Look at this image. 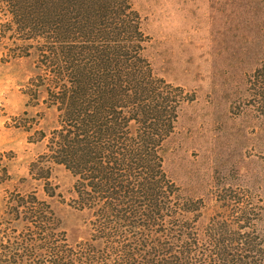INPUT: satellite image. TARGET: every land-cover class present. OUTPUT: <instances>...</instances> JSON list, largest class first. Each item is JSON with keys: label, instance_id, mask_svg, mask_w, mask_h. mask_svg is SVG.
Instances as JSON below:
<instances>
[{"label": "trees", "instance_id": "trees-1", "mask_svg": "<svg viewBox=\"0 0 264 264\" xmlns=\"http://www.w3.org/2000/svg\"><path fill=\"white\" fill-rule=\"evenodd\" d=\"M0 16V39L9 34L15 58L35 56L34 96L42 89L56 112V126L36 132L46 145L30 180L53 198L50 164L64 166L86 234L70 242L35 190L8 192L0 264H264V176L256 187L217 176L207 200L165 170L167 143L194 98L155 75L132 0H0ZM246 85L239 113L254 117L247 135L264 143V60ZM257 157L264 163V145ZM8 177L0 168V183Z\"/></svg>", "mask_w": 264, "mask_h": 264}, {"label": "rangeland", "instance_id": "rangeland-1", "mask_svg": "<svg viewBox=\"0 0 264 264\" xmlns=\"http://www.w3.org/2000/svg\"><path fill=\"white\" fill-rule=\"evenodd\" d=\"M132 2L151 38L146 54L155 75L194 98L183 107L167 143L165 170L171 179L187 195L207 200L217 188V176L227 178L225 183L259 185L264 163L257 155L264 143L247 135L258 123L239 110L247 96L246 77L264 60L263 1ZM13 48L9 34L1 37L0 168L9 177L0 183V209L8 192L35 190L61 219L68 240L75 242L86 235L84 215L70 207L75 178L64 166L50 164L53 198L30 180L31 165L46 145L36 132L49 133L56 126V112L47 108L42 89L34 96L35 56L15 58ZM235 174L241 181L230 179ZM247 176L252 179L244 180ZM211 215H205L202 223Z\"/></svg>", "mask_w": 264, "mask_h": 264}]
</instances>
